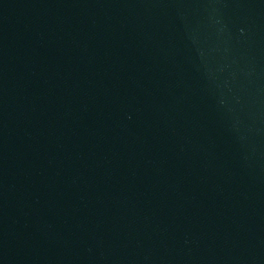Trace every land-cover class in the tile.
I'll return each instance as SVG.
<instances>
[{
    "label": "water",
    "instance_id": "1",
    "mask_svg": "<svg viewBox=\"0 0 264 264\" xmlns=\"http://www.w3.org/2000/svg\"><path fill=\"white\" fill-rule=\"evenodd\" d=\"M0 264H264V0H0Z\"/></svg>",
    "mask_w": 264,
    "mask_h": 264
}]
</instances>
